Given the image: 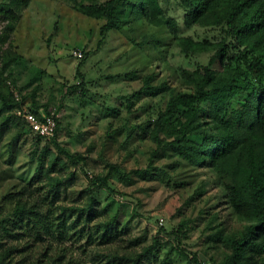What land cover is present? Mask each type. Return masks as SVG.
I'll use <instances>...</instances> for the list:
<instances>
[{"label": "rangeland", "instance_id": "1", "mask_svg": "<svg viewBox=\"0 0 264 264\" xmlns=\"http://www.w3.org/2000/svg\"><path fill=\"white\" fill-rule=\"evenodd\" d=\"M161 3L179 20L182 33L196 38L209 33L184 25L180 0ZM73 5L72 0H31L12 35L13 51L20 58L1 77L9 76L3 79L5 88L25 95L27 104L35 97L43 110L57 107V143L71 155L86 158L60 171L76 176L63 188L59 201L84 200L95 191L97 220L105 222L119 213L114 243L98 244L102 246L98 250L127 246L134 238L142 240L140 250L157 239L159 246L144 264H163L164 259L166 264H188L195 255L204 264L212 263L211 257L220 260L228 247L213 238L218 226L230 234L245 224L230 209L223 184L209 166L191 167L170 149L158 150L152 162L156 144L148 132L137 128L149 119L151 107L156 111L169 98L165 89L148 93L145 77L155 75L152 85L168 80L179 86L173 70L207 65L213 52L186 56L176 42L167 45L160 28L142 21L103 33L105 20L87 16ZM74 50L82 51L83 58L75 57ZM2 57L0 51V68ZM8 113L0 106V205L11 190L32 182L38 164L32 160L36 134L27 129L18 134L24 130L18 109L9 113L13 123L1 125ZM51 140L43 139L40 147ZM52 153L68 162L55 145ZM113 165L120 172L103 185L100 178ZM146 168L152 175L132 172ZM183 223L187 225L180 232ZM97 241L101 242L99 237ZM71 242L77 257L94 264L97 250L86 245L87 237Z\"/></svg>", "mask_w": 264, "mask_h": 264}, {"label": "trees", "instance_id": "2", "mask_svg": "<svg viewBox=\"0 0 264 264\" xmlns=\"http://www.w3.org/2000/svg\"><path fill=\"white\" fill-rule=\"evenodd\" d=\"M72 1L79 12L105 20L103 33L142 21L160 28L167 45L176 42L186 56L213 52L207 65L174 69L179 86L168 80L152 85L155 75H147L143 88L148 93L165 89L169 98L156 111L151 107L149 119L137 128L148 132L156 144L152 162L158 150L170 149L191 167L209 166L224 186L230 209L244 221L242 229L230 234L215 227L214 240L226 242L228 252L220 260L211 257L210 264H264V0H180L184 25L208 30L204 38L182 33L179 20L167 14L161 0ZM30 2L0 0V106L9 113L24 107L36 113L42 109L34 95L32 104L26 103L25 95L17 99L15 91L4 86L3 79L9 76L1 78L20 58L13 51L12 35ZM52 109L46 106L44 111ZM9 113L1 125L13 123ZM22 119L24 130L18 134L26 129L32 132ZM59 127L60 119L55 137L43 147L40 144L45 138L36 135L32 160L38 164L32 182L21 184L2 199L0 264H85L75 255L71 241L86 237V245L97 250L94 264H144L159 246L157 239L140 250V238L129 239L127 246L98 250L105 242L114 243L120 215L105 222L97 220L95 191H89L84 200L59 201L63 188L76 176L73 171H60L73 162L86 161L57 143ZM53 145L68 162L52 153ZM116 172L120 168L111 166L100 178L102 184L108 185ZM132 172L152 175L148 168ZM186 225H179V231ZM166 262L164 259L163 264ZM188 264L204 263L195 255Z\"/></svg>", "mask_w": 264, "mask_h": 264}, {"label": "built area", "instance_id": "3", "mask_svg": "<svg viewBox=\"0 0 264 264\" xmlns=\"http://www.w3.org/2000/svg\"><path fill=\"white\" fill-rule=\"evenodd\" d=\"M73 55L78 58H83L84 54L80 50H74ZM15 96L20 99V94L15 90ZM19 114L25 119L28 128L36 135H40L45 139L55 137L58 129V119L60 117L57 107H54L50 113L43 109L39 113L34 112L28 107L24 110H19Z\"/></svg>", "mask_w": 264, "mask_h": 264}]
</instances>
